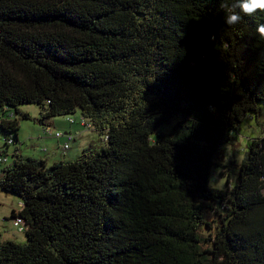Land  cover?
Listing matches in <instances>:
<instances>
[{
	"label": "trees",
	"instance_id": "trees-1",
	"mask_svg": "<svg viewBox=\"0 0 264 264\" xmlns=\"http://www.w3.org/2000/svg\"><path fill=\"white\" fill-rule=\"evenodd\" d=\"M224 16L220 0H0L5 146L22 104L50 125L79 112L106 142L52 163L14 147L0 189L20 199L27 241H0V264H264V137L234 184H210L264 101V14Z\"/></svg>",
	"mask_w": 264,
	"mask_h": 264
},
{
	"label": "rangeland",
	"instance_id": "rangeland-1",
	"mask_svg": "<svg viewBox=\"0 0 264 264\" xmlns=\"http://www.w3.org/2000/svg\"><path fill=\"white\" fill-rule=\"evenodd\" d=\"M259 113L257 116L253 113H247L238 123L237 130L231 133V139L219 147L214 161L224 167L214 165L212 167L210 184L218 188H226L229 184H234L239 165L245 158L248 145L253 141L264 137V101L258 102ZM13 113V115L11 114ZM0 111V115H1ZM10 118L18 121L17 142L12 146H5V138L14 139V133H4L0 129V151L7 157V163L0 164V168L8 166L12 162V153L16 146L23 157L41 158L42 156H52L56 161L75 160L83 149L101 150L106 142L103 135L94 128L82 127L81 133L76 134V129L80 125L81 115L79 112L54 118L53 125L41 123L40 108L35 104H22L19 106V113L11 108L6 112ZM22 114H28L30 118L25 119ZM5 115V114H4ZM76 119L78 125H69L68 118ZM89 122V121H87ZM173 123V122H172ZM68 127L72 128V134L75 135V141L68 143V149L64 150V145L68 142ZM163 132H169L167 127H161ZM56 135L64 137L58 139ZM47 151V152H46ZM217 178V180L215 179ZM20 199L11 193L0 189V241H13L18 244L26 243L25 232H19L13 225L11 214L13 211L18 212L20 209ZM207 219H215L211 213H207ZM207 235L206 231H203Z\"/></svg>",
	"mask_w": 264,
	"mask_h": 264
},
{
	"label": "clouds",
	"instance_id": "clouds-1",
	"mask_svg": "<svg viewBox=\"0 0 264 264\" xmlns=\"http://www.w3.org/2000/svg\"><path fill=\"white\" fill-rule=\"evenodd\" d=\"M220 8L225 12V24L234 26L240 23L241 13L248 17H254L257 13L264 14V0H233L231 4L227 3V0H220ZM256 32L259 38L264 40V23L257 25Z\"/></svg>",
	"mask_w": 264,
	"mask_h": 264
},
{
	"label": "built area",
	"instance_id": "built-area-1",
	"mask_svg": "<svg viewBox=\"0 0 264 264\" xmlns=\"http://www.w3.org/2000/svg\"><path fill=\"white\" fill-rule=\"evenodd\" d=\"M83 125L85 124L83 123ZM64 147L66 148L67 146L65 145ZM262 180H264V175L262 176ZM19 205L21 206V204ZM12 220H13V225L18 229V231L23 232L24 231V221L21 218H15Z\"/></svg>",
	"mask_w": 264,
	"mask_h": 264
},
{
	"label": "crops",
	"instance_id": "crops-1",
	"mask_svg": "<svg viewBox=\"0 0 264 264\" xmlns=\"http://www.w3.org/2000/svg\"><path fill=\"white\" fill-rule=\"evenodd\" d=\"M54 124V122L52 121L51 122V125H53ZM75 125V124H74ZM76 125H78V123L76 124ZM75 125V126H76ZM79 126H81V125H79ZM83 126H81V127H78L75 131H76V134L77 135H79L80 133H81V131H79V129L80 128H82ZM72 128H76V127H68V129H69V133H72V134H74V132H72ZM73 141H75V135H74V140ZM47 152V151H46ZM41 158H44V156H42ZM45 159L48 161V163H52V162H55L56 160L54 159V157H53V155L52 156H47V157H45Z\"/></svg>",
	"mask_w": 264,
	"mask_h": 264
}]
</instances>
